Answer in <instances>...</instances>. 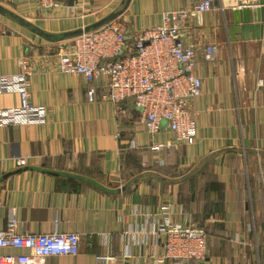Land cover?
Here are the masks:
<instances>
[{
  "label": "crops",
  "instance_id": "obj_1",
  "mask_svg": "<svg viewBox=\"0 0 264 264\" xmlns=\"http://www.w3.org/2000/svg\"><path fill=\"white\" fill-rule=\"evenodd\" d=\"M201 1L57 0L44 8L40 0H0L6 10L0 76L19 73L27 60L31 102L47 113L45 123L0 125V228L12 211L22 232L81 236L77 255L48 264H154L133 238L141 236L146 214L165 201L185 207L177 221L209 233L210 256L199 264H264V236H252L247 218L264 205V42L244 40L232 21L235 9L264 5L228 0L237 3L191 15L185 31L199 49L197 74L204 81L194 103L193 144L155 148L173 140L165 123L150 135L131 101H101L104 79L90 103L87 80L58 68L60 51L73 47L77 31L104 19L143 30L163 23L164 13ZM209 43L220 47L214 63L203 60ZM20 103L18 94L0 93V110Z\"/></svg>",
  "mask_w": 264,
  "mask_h": 264
},
{
  "label": "built area",
  "instance_id": "obj_2",
  "mask_svg": "<svg viewBox=\"0 0 264 264\" xmlns=\"http://www.w3.org/2000/svg\"><path fill=\"white\" fill-rule=\"evenodd\" d=\"M215 0H203L193 7L179 8L163 15V23L143 30L130 31L118 20L95 30L79 34L71 49H62L58 57L59 72L83 76L88 84V101L99 96L96 83L105 80L100 94L103 102L119 106L131 101L139 110L146 131L155 136L163 124L173 136L167 144L154 147L193 144L197 138L199 111L195 100L204 92V81L197 74L199 49L189 41L185 29L193 13L214 10ZM44 8L56 7L57 0H40ZM77 4L68 5L72 12ZM220 47L204 46L203 60L214 63ZM27 60L19 73L0 76V93H16L20 106L0 110V125H33L45 123V107L31 102V76ZM22 167L27 160L18 161ZM185 207L172 201L163 202L154 213L146 214L141 236L134 245L146 248L145 255L154 264H199L209 257L208 234L191 222L177 218ZM15 212H9L7 225L0 228V264H48L51 257L77 255L81 236L54 230L30 233L19 230ZM239 236V235H238ZM4 250L9 252L4 253ZM128 257H131L129 255ZM108 258L102 257L101 260Z\"/></svg>",
  "mask_w": 264,
  "mask_h": 264
},
{
  "label": "water",
  "instance_id": "obj_3",
  "mask_svg": "<svg viewBox=\"0 0 264 264\" xmlns=\"http://www.w3.org/2000/svg\"><path fill=\"white\" fill-rule=\"evenodd\" d=\"M237 2L228 1V0H215L214 5L217 8H223L224 4L226 7H231L232 4H236ZM256 5H264V0H258L256 2ZM0 12L6 13V10L0 5ZM224 13L227 17L231 15L230 10L227 12L224 10ZM202 14V13H198ZM232 21L235 25H238L240 27L242 38L246 41H260L264 42V25H262L261 22H264V8H256L254 10L245 8V9H235L232 14ZM253 17V18H252ZM256 19L258 24L254 25L252 24V19ZM108 20L104 19L100 21L99 23L92 25L91 27H88L84 30L77 31L76 33H73L74 35L82 34L83 32H89L92 30H95L101 26H103Z\"/></svg>",
  "mask_w": 264,
  "mask_h": 264
},
{
  "label": "rangeland",
  "instance_id": "obj_4",
  "mask_svg": "<svg viewBox=\"0 0 264 264\" xmlns=\"http://www.w3.org/2000/svg\"><path fill=\"white\" fill-rule=\"evenodd\" d=\"M262 184L264 185V181H262ZM256 209L259 208H263V211L260 210H252L249 213V217L247 215V218L250 220V222L252 223V236L254 237H262L264 236V205L261 207L259 205H255Z\"/></svg>",
  "mask_w": 264,
  "mask_h": 264
},
{
  "label": "trees",
  "instance_id": "obj_5",
  "mask_svg": "<svg viewBox=\"0 0 264 264\" xmlns=\"http://www.w3.org/2000/svg\"><path fill=\"white\" fill-rule=\"evenodd\" d=\"M206 230V229H205ZM206 232H207V230H206ZM207 234H208V238H209V233L207 232ZM208 247H209V242H208ZM210 251V250H209ZM210 256V255H209ZM261 257H264V250L262 251V254H261Z\"/></svg>",
  "mask_w": 264,
  "mask_h": 264
}]
</instances>
